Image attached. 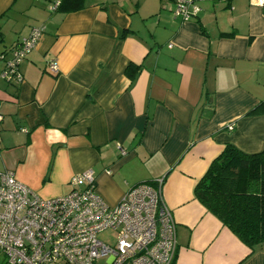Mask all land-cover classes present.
<instances>
[{"label":"crops","instance_id":"crops-1","mask_svg":"<svg viewBox=\"0 0 264 264\" xmlns=\"http://www.w3.org/2000/svg\"><path fill=\"white\" fill-rule=\"evenodd\" d=\"M48 1L0 0V50L45 30L19 64L22 81L0 79V170L52 198L92 169L110 205L162 178L172 264H264V245L248 255L193 196L225 143L264 148V8L204 0L183 21L167 0H83L67 12ZM131 64L141 67L132 83Z\"/></svg>","mask_w":264,"mask_h":264},{"label":"built area","instance_id":"built-area-1","mask_svg":"<svg viewBox=\"0 0 264 264\" xmlns=\"http://www.w3.org/2000/svg\"><path fill=\"white\" fill-rule=\"evenodd\" d=\"M167 1L173 15L187 21L204 0ZM249 1L264 8V0ZM44 31L43 25L32 27L16 45L0 50V79L22 81L19 64ZM48 67L56 73L54 61ZM162 182L137 183L110 205L98 193L92 169L72 175L71 190L52 198L34 193L11 170H0V264H95L104 257L107 264H172L176 224L163 201ZM108 229L116 232L113 244L98 238Z\"/></svg>","mask_w":264,"mask_h":264},{"label":"trees","instance_id":"trees-1","mask_svg":"<svg viewBox=\"0 0 264 264\" xmlns=\"http://www.w3.org/2000/svg\"><path fill=\"white\" fill-rule=\"evenodd\" d=\"M82 2L59 0L56 10H77ZM140 69L134 64L126 68L131 83ZM258 108L247 114L259 112ZM193 196L248 248V255L264 245V148L247 153L225 143L195 182Z\"/></svg>","mask_w":264,"mask_h":264},{"label":"rangeland","instance_id":"rangeland-1","mask_svg":"<svg viewBox=\"0 0 264 264\" xmlns=\"http://www.w3.org/2000/svg\"><path fill=\"white\" fill-rule=\"evenodd\" d=\"M50 1V2H49ZM48 3L54 2L55 0H49ZM115 236H116V232L113 230H105L103 232H100L98 234V238L104 242H107L109 244H113L114 240H115ZM95 264H107V258H100L98 259Z\"/></svg>","mask_w":264,"mask_h":264}]
</instances>
